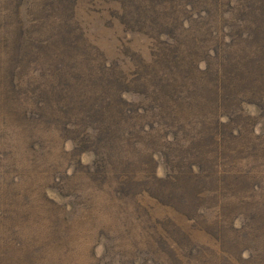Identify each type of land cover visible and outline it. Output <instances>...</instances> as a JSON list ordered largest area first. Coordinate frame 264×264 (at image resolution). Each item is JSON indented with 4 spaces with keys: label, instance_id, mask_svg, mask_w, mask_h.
<instances>
[{
    "label": "trees",
    "instance_id": "1",
    "mask_svg": "<svg viewBox=\"0 0 264 264\" xmlns=\"http://www.w3.org/2000/svg\"><path fill=\"white\" fill-rule=\"evenodd\" d=\"M240 1L246 10L240 7L244 20L239 16L226 20L227 16H235ZM254 1L89 0L94 8L87 15L92 21L106 11L109 29L120 28L130 36L121 38L117 50L120 56L112 58L100 48L91 24L82 23L81 0H42L36 8L41 15L29 22L22 17L25 8L17 4L14 21L0 30V125L11 123L13 131L9 136L20 137V142L30 139L39 144L41 138L54 141L58 137L63 148L52 158L65 164L62 182L68 188L78 184L82 191L85 179L98 178L101 173L109 175L110 170L119 169L116 160L125 157L129 171L119 172L121 177L126 172L130 183L120 198L123 210L114 212L118 225L126 226V214L132 204L126 208L125 205L137 189L143 197L141 203L145 201L144 194L152 200L145 201L147 217L154 216L158 207L167 215L162 219L152 217L148 225L140 227L141 239L134 241L146 247L153 243L159 264H216L217 260L206 259V254L194 251L192 243L186 248L188 257L172 240L182 238L178 230L184 224L180 220H204V210L215 208V199L211 200L214 193L215 198H223L230 192L233 199L228 202L229 208L242 202L250 211L253 201L264 199V151L259 155L261 167H250L249 177L243 168L251 158L245 156L239 165L232 162L244 149L256 150L264 141V134L259 135L255 146L257 134L252 116L243 109L245 103L255 106L257 123H264V79L253 75L249 82H241L247 74L246 67L256 57L264 67V46L258 54L237 58L230 78H220L217 73L220 66L214 63L221 52L217 50L215 58L212 56L216 49L230 42L229 47L239 51L236 44L246 39L247 32L234 42L231 30L246 20ZM259 1L262 7L257 19L264 23V0ZM260 34L263 41L264 33ZM139 38L145 39L141 48L136 44ZM117 40L120 43V38ZM198 107L205 113V120L195 114ZM197 125L200 128L195 134H185L187 126L196 129ZM209 135L213 137L211 142L206 139ZM2 137L0 134V142ZM182 138L185 143L179 145ZM67 143L69 149H65ZM30 148L35 150L34 146ZM86 151L93 155L90 163L81 161ZM219 154L223 160L205 168L203 161ZM28 166V159L18 165L23 172L19 182L27 178ZM159 166L166 169L164 182L157 189H138L134 183L141 180L143 171L148 170L151 175L152 168ZM152 179L158 180L154 176ZM0 203H7L2 191ZM249 209L240 217L222 218L216 224L225 229L222 235L233 236L229 237L231 242L225 250L228 263L224 264H262L264 221L252 222ZM243 215V224L235 226L234 221ZM90 216V222L100 219L102 209ZM79 219L82 220L81 214L72 212L63 218L67 228H58L55 233L62 230L76 234L68 222L74 224ZM109 232L111 235L101 228L97 230L105 241L137 234L130 229L120 233L116 226L109 227ZM84 240L87 242L88 236ZM134 241L130 247H134ZM240 248L247 252L244 258L237 254ZM143 253L137 260L140 263L146 261L147 252ZM133 256L128 255L127 264L137 263Z\"/></svg>",
    "mask_w": 264,
    "mask_h": 264
},
{
    "label": "rangeland",
    "instance_id": "2",
    "mask_svg": "<svg viewBox=\"0 0 264 264\" xmlns=\"http://www.w3.org/2000/svg\"><path fill=\"white\" fill-rule=\"evenodd\" d=\"M41 1L0 0V30L7 28L14 21L15 5L21 4L25 8L22 12V17L26 22H29V20L36 18V15H41V12L36 9ZM252 4V8L246 13V20L231 30L234 42H237L238 37L247 32L246 39H240L236 44L239 51L235 48H230V42L228 46L222 45L212 54L215 58L217 50L221 52L214 63L220 66L217 69L220 78L226 75L229 78L232 77L233 64L237 58L258 54L263 50L264 37L262 41L260 32L264 33V23H261L262 21L259 22L257 19V13L259 12V7H262V3L259 0H255ZM240 7L246 12L244 3L240 1L239 7L233 13L235 16H227L226 20H231L237 16L244 20V11ZM90 8L94 7L89 0H81L79 16L82 23L85 26H88V23L91 24L93 36L108 57L120 56L117 54V50L118 47L119 49L121 47V38H130V36L126 35L125 31L120 28L113 31L109 29L110 18L106 11H102L101 15L98 16L99 18H94L92 21L90 16L87 15V12L92 10ZM39 22L42 21L39 20ZM226 23L231 26L229 21ZM117 38H120V43H118ZM144 42L145 39L139 38L136 44L141 48V44ZM149 48H151L150 45ZM253 48H257V50L252 51ZM246 68L247 74L241 82H249L253 75H260V79H264V67L258 62V57L249 63ZM242 71L243 69L237 73ZM254 107L248 103L243 105L246 114L252 116V127L257 134L256 146L257 142L260 141V136L264 134V126H262L264 123L262 125L257 123L255 118L257 112ZM195 114L200 120H205L206 118L200 107L195 109ZM261 120L258 119L259 122H262ZM246 121L249 122L250 120L247 119ZM10 126L2 127L0 125V134L3 135L1 138L2 142H0V191H2V196L5 193L7 200L5 205L0 203V241L10 242L11 244L3 246L0 243V264H127L128 255L130 254L135 255L133 257L136 259V264H159V259H157L159 253L153 249L156 247L153 243L146 247L134 240L141 239L140 227L148 225L152 217L155 216L154 218L162 219L167 214L161 208L155 207L154 216L150 215L147 217L146 214H149V211L145 201L150 203L152 200L144 194L145 201L141 203L140 201L143 200V197L140 196L137 189H135L136 193L132 192L131 194L132 200L129 198L125 205L126 208L132 204L129 213L126 214V223L122 222L126 224V226L122 225L123 229L118 225L116 214H114L115 211L123 210L120 209V207L124 206L120 198L130 183L129 175L124 172V177H121L119 172V169L129 171L125 157L119 161L116 160V168L119 169L110 170L109 175H102L103 173H101L98 178L85 179L82 183V191H80L78 184L68 188L62 182L61 172L65 164L61 160L54 161L52 158L53 154L60 152L63 148V143L60 145L58 142L59 138L56 137L54 141L41 138L39 144H33L30 139L20 142V137L10 138L9 134L13 131ZM199 128V125H197L196 129L192 126H187L185 134H195ZM212 138L209 135L206 139L211 142ZM262 139H264L263 136ZM184 143V138H182L178 144L182 145ZM30 146H34L35 150L31 149ZM260 146L256 150L251 148L244 149L232 161L239 165L245 156L251 158L250 163L243 168L248 173L246 174L248 177L250 176V167H261L262 159L259 155L262 150L264 151V141L261 142ZM69 147L70 144L67 143L65 149H69ZM177 151L181 153L179 148H177ZM221 156L219 154L216 157L211 156L204 160L205 168L215 166V162L223 160ZM92 158L93 155L89 151L81 155L82 163H90ZM27 159L29 162L27 178L19 182L23 177V172L18 169V165ZM165 170L162 166L157 169L153 167L151 175H149L148 170L143 171V173L141 172V180L139 179L134 184H138V189L145 186L157 189L159 183L164 182L162 179L166 173ZM153 176L158 179L156 182H153ZM260 182L263 184L261 178ZM249 183H251V178ZM215 196L216 194L214 193L211 198V200L215 199V203L211 202L215 208L211 209L209 207L204 210L206 211L204 220L199 219L197 222H195V219L193 221L188 219L186 222L183 220L179 221L184 224L178 230L182 238L172 240V242L177 248L182 249V252L188 257L190 256L186 248L192 243L194 251L199 254L201 252L206 254L208 256L206 259L213 258L217 260L215 261L216 264H224L228 263L225 250L231 242L229 237L233 236L232 234L229 235L228 231H226L228 235H222L225 229L223 226L219 225L218 227L216 224L219 223V220L240 217V213L244 212L245 214L249 208L246 205L244 206L241 201L236 207L229 208L228 202L233 199L230 192H227V195L223 198L221 196L215 198ZM260 205L262 209L259 207ZM100 209H102L103 216L90 222L92 219L90 215ZM72 212L76 215L81 214L82 219L77 220L74 224L68 222L71 227L70 230H74L76 234L73 231L68 234L67 232L63 233L62 230L59 233H55L58 228H67V222H64L63 218L69 216ZM132 215L136 216L133 218ZM244 217L245 215L239 221H234V225L239 227L243 224ZM249 217L252 222L264 221V199L261 198L260 202L253 201L251 203ZM115 226L120 233L123 230L128 231L130 229L133 233L136 230L137 234L124 239L114 237L105 241L103 235L97 233V230L101 228L103 232H107V235H111L109 227L114 228ZM214 230L217 232L214 233ZM261 234L262 232L259 233V235ZM123 235L125 234L123 233ZM86 236H88L87 242L84 240ZM225 238L227 240L224 242ZM132 241H134V247H130ZM256 242L258 241L255 240ZM18 244L21 245L20 248L16 246ZM243 249L237 250V254L241 255L242 258L247 254L246 251L242 252ZM205 250H209V252ZM144 251L147 252L146 261L140 263L137 260L141 254L144 255ZM263 263L264 258L262 259ZM163 264L169 263L164 261ZM202 264H206V262L202 261Z\"/></svg>",
    "mask_w": 264,
    "mask_h": 264
}]
</instances>
